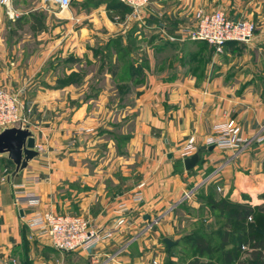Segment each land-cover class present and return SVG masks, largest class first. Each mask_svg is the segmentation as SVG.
<instances>
[{
  "label": "crops",
  "instance_id": "0c3cea01",
  "mask_svg": "<svg viewBox=\"0 0 264 264\" xmlns=\"http://www.w3.org/2000/svg\"><path fill=\"white\" fill-rule=\"evenodd\" d=\"M88 7L91 13L107 11L106 3H101L84 5L82 12ZM110 7H114L111 12L116 22L110 27L112 32L105 41L118 38L123 45L128 40L137 42L140 44L139 56L146 57L149 62L144 72L145 84L140 87L141 96L137 100L143 118L148 119L137 120L136 133L131 138L136 143L139 168L127 170L125 174H138V183L143 185V201H128V210L120 213L117 209L123 198L118 200L103 193V188L88 176L84 166L79 163L69 165L62 159L49 168L37 165L39 157H36L28 166L40 176L41 182L36 186L27 185L26 189L40 197V210L51 209L60 213L54 207L58 200L65 211L79 213L95 227L112 225L122 215L124 224L111 240L88 254L82 251L59 252L52 248L48 239L19 228L16 220H23L11 205V185H2L0 264H164L168 250L163 239H171L176 246L182 236L177 232L179 217L172 208L184 203L200 205L193 198L197 190L212 186L216 191L212 195H216L213 196L216 199L228 198L235 203L246 200L252 205L259 203V195L264 191V32L261 30L264 27V0H149L142 16L137 18L129 11L121 14L122 8L117 5ZM218 9L233 20H253L257 29L247 43H226L220 54L204 55L203 68L193 70L189 67V57L195 52L190 49L198 45L197 42H167L161 31L173 34L179 28L194 25L200 13ZM80 30L83 31L84 27L80 26ZM169 49H174L173 55L183 61L165 70V52ZM130 55L137 59L138 54ZM160 55L162 58L159 59ZM5 56L0 48V59L4 60ZM21 60L18 58L12 64L10 75H6L8 70L0 66V85L3 84L8 91L15 92L13 89L20 86L18 82H21L23 71L35 76L44 61L29 57L23 70ZM167 94L166 100L173 107L170 117L163 110ZM152 109H157L156 117L151 115ZM228 121L239 128L243 140L239 148L232 151L213 148L205 152L193 169L185 171L180 155L185 143L193 138L198 149L206 150L202 146L203 140L212 133L215 125ZM46 123L49 125L43 131L45 140L41 142H46L50 148L62 149L59 142L64 139L63 127L53 121ZM32 131L39 144V136L34 129ZM16 179L14 184L22 183L23 173ZM57 185L65 188V192L60 191L59 198L55 194ZM187 193L190 196L185 200ZM97 205L100 207L94 210L93 206ZM185 218L189 225L184 234H190V225L195 218ZM153 220L155 224L150 226L148 222ZM184 224L182 222V226Z\"/></svg>",
  "mask_w": 264,
  "mask_h": 264
},
{
  "label": "rangeland",
  "instance_id": "374dc122",
  "mask_svg": "<svg viewBox=\"0 0 264 264\" xmlns=\"http://www.w3.org/2000/svg\"><path fill=\"white\" fill-rule=\"evenodd\" d=\"M97 1L71 0L69 10L60 12L41 0H11L17 17L10 18L6 10L0 8V48L6 54L4 60L0 59V66L8 70L6 75H10L8 72L18 58H22L20 66L23 70L27 67L29 57L44 60L35 76L26 75L27 71H23L20 74L21 82H18L20 86L17 90L11 88L15 91L12 93L20 96L24 125L34 129L39 136L40 146L51 149L46 142H41L45 140L43 131L49 125L46 122L53 121L63 127L64 139L59 142L62 153L53 161L39 157L37 165L45 164L50 168L62 159L67 160L69 165L79 163L87 169L88 176L97 186L103 188V193L113 196L112 198L117 197L118 200L123 198L122 200L128 201L141 185L138 183V174H125L127 170L139 168L136 143L131 141V138L135 136L137 120L148 119L143 118L137 100L141 96L140 87L145 84L144 72L149 62H146V57L139 56L140 44L137 45V42L136 44L128 40L126 45L109 46L108 42L113 39L105 41V38L111 34L113 22H116L114 13L111 12L114 7L110 6L118 3L114 0L107 1L106 13H91L89 7L82 12L84 5L92 6L97 4ZM125 9V12L129 11L130 14V10L126 7ZM33 26L39 28L38 31L32 30ZM80 26L84 27L83 31ZM197 44L190 49L195 54L192 53L189 57V67L196 71L203 68L204 55L220 54L203 42ZM168 51L165 52V70L172 69L175 64L183 61H178L173 55L174 49ZM131 53L138 54L137 59L131 56ZM160 57L162 58L161 55L158 56L159 59ZM115 63L118 69L112 76L111 68ZM5 79L8 77L5 76ZM0 87L7 90L3 84ZM164 97L163 110L167 117H170L173 107L166 100L168 94ZM157 114V109H152L151 115L156 117ZM7 160L6 155H0V187L9 184L8 177L14 170V165ZM16 178L13 183H16ZM64 190L65 188L57 185V198L60 197V191ZM214 191L215 188L211 186L206 190L199 189L194 192L193 198L199 201L200 205L194 207L184 203L172 208L171 211L179 217V234H188H184L189 225L185 217L193 216L195 222L190 225V233L195 229L206 231L213 244L219 243L213 233L223 228L224 218H220L206 202V196L212 195ZM189 196L190 193L185 194V200H188ZM250 205L255 208L264 206V191L259 195V203ZM98 206H93L94 210H98ZM54 207L60 213L80 215L71 210L65 211L58 200ZM17 222L19 228L25 232L23 221L17 219ZM182 222L185 223L184 226ZM148 224L154 226L155 221ZM249 225L255 226L264 234V216L255 213L253 218L244 223L246 227ZM186 249L189 250V247L183 249L180 245L171 246L167 249L170 253L168 252L164 264H187L189 260L198 257L192 250L184 252ZM251 251L250 245L242 248L238 262L255 264ZM217 257L218 253L213 252L212 260L221 264ZM173 260L175 261L172 262ZM199 260L204 261L206 257H199Z\"/></svg>",
  "mask_w": 264,
  "mask_h": 264
},
{
  "label": "built area",
  "instance_id": "2783aa9c",
  "mask_svg": "<svg viewBox=\"0 0 264 264\" xmlns=\"http://www.w3.org/2000/svg\"><path fill=\"white\" fill-rule=\"evenodd\" d=\"M43 3L54 6L60 12L68 11L71 0H41ZM130 10L134 18L142 16L149 4V0H117ZM0 7L6 10L10 18L15 15L11 0H0ZM257 29L256 23L249 19L233 20L222 10L200 13L194 25L179 28L173 34L161 31L164 40L171 43L184 41L203 42L221 53L226 43H247ZM264 32V27L261 28ZM23 105L19 94L12 93L0 87V131L4 128H14L24 125L22 114ZM243 143L239 128L232 122H223L213 127L212 133L207 136L202 146H213L221 151L237 150ZM197 144L190 138L180 150L181 158L194 154ZM38 157L48 159L59 156L60 148H45L35 143ZM43 166H46L45 164ZM23 182L11 184V205L18 214L21 213L23 224L29 233L39 238L48 239L53 249L59 252L82 251L89 253L105 241L111 240L124 224V217L119 216L112 225L95 227L81 215L57 213L51 209H39L40 197L33 191L26 189L27 185L36 186L41 178L29 166L22 172ZM142 184L137 187L128 201L141 203L143 201ZM122 200L118 204V212L125 213L127 202ZM8 264V263H1Z\"/></svg>",
  "mask_w": 264,
  "mask_h": 264
},
{
  "label": "trees",
  "instance_id": "16d2710c",
  "mask_svg": "<svg viewBox=\"0 0 264 264\" xmlns=\"http://www.w3.org/2000/svg\"><path fill=\"white\" fill-rule=\"evenodd\" d=\"M107 1L109 0H98V3L92 6H97L101 3H106ZM114 1L118 3L116 4L118 8L121 7L122 12H125L126 6L117 0ZM38 29L39 28H35L34 26L32 27V30L34 31H38ZM108 44L109 46L121 45L120 39L118 38H114L109 41ZM111 69L112 71L110 74L114 76L116 74L115 71L118 69L116 63L113 64ZM7 162L11 163L9 160H7ZM206 202L209 207L220 216V218H224L223 228L216 230L213 233V235L219 239V243L217 245L213 244L210 237H208L207 232L198 229H195L190 234L182 236L178 241L177 246L180 245L183 249L188 246L189 250H192L193 254L198 256L195 259L189 260L187 264H216L212 260L213 252L218 253L217 259H219L221 264H240V262H238L239 252L247 245H250V248L252 249L251 257L254 263H264V234H261L255 226H244V223L249 218H253L255 213L264 216V206L255 208L248 202L235 203L228 198L216 199L212 195L206 196ZM247 235H249V237ZM189 250L186 249L184 252ZM202 256H205L206 260H199V257Z\"/></svg>",
  "mask_w": 264,
  "mask_h": 264
},
{
  "label": "water",
  "instance_id": "95a60500",
  "mask_svg": "<svg viewBox=\"0 0 264 264\" xmlns=\"http://www.w3.org/2000/svg\"><path fill=\"white\" fill-rule=\"evenodd\" d=\"M35 143V134L28 125L4 128L0 131V155H6L7 159L14 165V170L8 177L10 185L13 183L14 178L18 177L28 167L29 163L38 156ZM213 148V146H209L206 150L197 149L194 154L184 158L182 160L184 170L190 171L193 169L202 160L205 152H210ZM163 243L168 250L175 244L169 238L163 239Z\"/></svg>",
  "mask_w": 264,
  "mask_h": 264
}]
</instances>
